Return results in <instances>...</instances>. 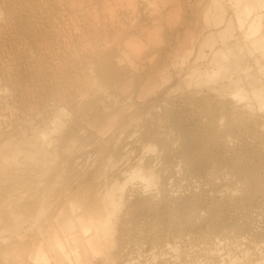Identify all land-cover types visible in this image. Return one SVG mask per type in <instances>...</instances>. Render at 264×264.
<instances>
[{
  "label": "bare ground",
  "instance_id": "6f19581e",
  "mask_svg": "<svg viewBox=\"0 0 264 264\" xmlns=\"http://www.w3.org/2000/svg\"><path fill=\"white\" fill-rule=\"evenodd\" d=\"M231 1L239 6V12L248 20L245 24V20L238 16L239 28L246 31L244 39L251 41V45L261 52L260 57L264 59V33L261 37L258 36L262 31L261 13L264 12V0H243L242 3L239 0ZM168 2L169 0H0V185H8L18 190L23 184L29 183L30 188L27 190L30 191L31 208L38 218L48 199L41 191L42 177L60 174L65 161L57 162L56 158L69 150L76 139L92 138V143L89 144L91 154L95 156L94 160L82 181L76 184L77 189H86L84 204L76 206L69 198L68 204H62L53 211L52 219H55L60 210H64L61 219L56 218L52 222L54 229L48 239V245L55 256L54 264H73V256L76 257L75 264H93L94 259L89 257H97L110 242L117 216L128 198L132 194L134 196L135 192L130 196L126 194L134 181L141 184L138 189H134L138 198L147 193V199L142 204H151L152 208L159 210L160 204L165 201L169 204L177 203L178 200L172 199L174 194L170 195L165 191L166 179L159 177L167 171L168 167L164 166L168 154L160 156L155 146L148 143L155 137L159 138L158 129L164 123L174 128L182 125L191 128L193 119L185 120L183 113L193 103L197 106L193 107L192 112L197 109L199 112L191 118L197 117L205 129H212L216 123L224 121L222 129L225 132L224 140L220 141L215 137L208 144H204L193 133L181 138L184 156L182 166L185 169L183 182L197 189L193 195L197 198L194 203L197 204V211L194 212L198 218L208 216L210 205L216 204L217 199L221 198L220 196L216 199L210 192L221 182L225 188L223 194L234 196V204L238 206L228 212L229 214L227 211L230 210L220 213L228 214L226 218H209L210 227L206 226L204 232L195 234L183 230L184 237H189L188 246L174 244L176 237L172 245L164 246V251L179 256V261L173 259L174 264H264V205L256 206L257 208L246 206L252 205L257 194L259 195L264 179L263 175L260 176L262 172L264 174L263 92L252 90L249 95H245L242 90L237 89L227 94L216 88H208L187 96L181 94L178 105L168 104L164 108L158 106L163 113L153 117L154 122L148 116L157 107L153 106L145 111L143 105L146 99H143L142 94H138L135 99V93L126 94L128 82L143 84L152 80L160 69L154 67L143 73L142 61L152 58L155 52H150L147 45L134 37L158 29L160 13L167 9ZM212 3L215 9L222 11L217 0H212ZM140 14L146 15L143 23L135 27L136 29H129L126 26L127 16ZM129 38L134 39L128 43ZM180 48L186 56L191 54V47ZM203 53L199 51V59L204 56ZM124 55L131 58L126 65L123 64ZM212 56L207 65L216 66L218 61L225 58V54L219 51ZM203 59L205 60V56ZM227 67L230 71H235L238 64L232 60ZM219 73L220 69H195L188 80L197 76L209 84ZM174 74L176 72L173 76ZM228 79L227 85L232 82L230 77ZM249 79L248 86L258 83L256 78ZM213 98L219 101L236 100L242 104L241 114L233 117L217 105L212 107L210 102ZM244 114L253 115L256 119V134L251 125L243 121ZM221 133L220 131L219 134ZM116 136L121 140L120 145L110 150L109 141ZM103 141H106V148L104 155H101L99 145ZM205 146L207 149L211 147L210 150L197 152V149ZM156 152L158 155L155 158L144 159L147 153ZM255 158L258 163L254 162ZM99 177V181L104 184L102 189L91 186ZM181 190L184 189L181 187ZM0 192V198L4 195L2 201L7 204L14 201L19 203L25 197L20 195L11 198L10 192L5 189H0ZM156 197L158 201L155 202ZM135 206L129 207L127 215H133L131 213ZM170 212L173 210H169ZM10 218L15 221L16 213H12ZM141 233L137 232L136 235L140 236ZM149 240L150 237H145L131 244L127 242L125 247L117 251L124 258L130 257L122 264H135L146 252L148 255L144 257L149 256L152 260L157 258V254L154 257L152 249L144 251ZM152 244L148 243L149 246ZM44 251L36 250L30 257V264H52ZM111 257L112 254L107 252L96 264H107ZM25 259L28 257H20L15 262L23 263ZM175 259L178 260V257Z\"/></svg>",
  "mask_w": 264,
  "mask_h": 264
},
{
  "label": "rangeland",
  "instance_id": "374dc122",
  "mask_svg": "<svg viewBox=\"0 0 264 264\" xmlns=\"http://www.w3.org/2000/svg\"><path fill=\"white\" fill-rule=\"evenodd\" d=\"M217 1L219 3L220 7L222 8V11L217 10L213 7L212 0H169L167 9H168V11L169 10L170 11L168 12L166 9L160 13L161 17H160V24L158 26V29L147 32L148 34L144 33L143 35H138V36L134 37V38H136L135 40H139L143 44L147 45L150 48V52H155V54H154L155 56L153 55V57L151 56L152 58H148V59H145L142 61L143 65H144L143 73L148 72L150 69H152L154 67H157L158 69L160 68L159 71L156 72V75H155L156 77L154 76L152 78V80L150 79V80L144 82L143 84H139L136 81H131V82H128L126 84V94L135 93L134 99L138 97V94L139 95L142 94L144 96L143 99H146L145 103L143 105V108L145 111L149 110L153 106L155 108L157 107V109H155L152 113H150V116H148V118L150 117L149 119H153V117L159 116L160 114L163 113L161 109L160 110L158 109V106L164 108V107L169 106L168 104L178 105L177 102H178L179 95L183 94L184 96H187L189 93H197V92H201L203 90L206 91L208 88H214V89L216 88V90L223 91L227 94H230V93L236 91L237 89L242 90L245 95H249V93L252 90H257L259 92L262 91L264 94V59H262L260 57L261 52L251 45V41H247L244 39L246 31L243 28H242L243 30L240 29L239 25H238V16H240L241 20H245L244 15H242V13L239 12V10H240L239 6L235 5L231 0H217ZM242 2H243V0H239V3H242ZM203 12H204V14H203ZM142 15H143V19H142ZM142 15L141 14L140 15H134L131 17L127 16L126 26L131 30L136 29L135 27H138L140 25V23H143L142 21L146 17V15H144V14H142ZM261 17H262V31H260L258 33V36H260V37L264 33V22H263L264 21V18H263L264 12L261 13ZM132 19L134 20L133 23H132ZM129 21L132 24L129 23ZM247 22H248V20L246 19L244 23L246 24ZM198 31H199V34H198ZM151 34H153L154 36L153 35L151 36ZM238 34H240V35H238ZM150 37H151V39H150ZM197 37H198V39H197ZM134 38H132V39H134ZM229 38H231L232 41ZM132 39L129 38L128 43L130 41H133ZM193 40H195V41H193ZM149 41H150V43H149ZM113 42L116 43L115 41H113ZM180 46L191 47V49H192L191 54L186 56L185 53L180 48ZM200 50L204 52L203 55L205 56V60L203 59L204 56L200 57V59L198 58ZM217 51L223 52L225 54L224 60L218 61V64L216 66L207 65V61H209L213 57L212 55ZM210 54H212V55H210ZM128 55H129V53H128ZM175 56H176V58H175ZM123 58H124L123 64L126 65V64H128V62L130 63V59H131L130 57L128 58L124 55ZM149 59H151V60H149ZM218 60H219V57H218ZM232 60H235L238 64V67L235 71H230V69L227 67L228 63L231 62ZM244 60L245 61L247 60V61L245 62ZM148 61H151V62H148ZM200 64H201V66H200ZM195 69H199L200 71H204L205 69H208L209 71L215 69L218 71L220 69V73L216 77L213 78L212 82H210L209 84H206V83H204L205 81L203 79H201L197 76H193L190 80H188V77L190 76L191 72ZM256 70L259 73H257ZM174 72H176V75L174 74V76H173ZM186 72H187V74H185ZM229 77H230V80L232 82L229 85H227ZM249 78L258 79V83H256V85H253V86H248L247 83L250 80ZM153 80L155 82H153ZM196 81L198 83H196ZM193 82H194V84H193ZM196 84L198 85V87H196ZM140 88L143 90H140ZM193 88H195V89H193ZM162 92H163V94H162ZM167 92H169L171 94H167ZM173 92H174V94H172ZM154 100H155V102H154ZM172 101L174 102V104ZM218 101H219L218 99L213 98V100L210 102V105H212V107L214 105L215 106L217 105V107L219 106V108L226 110L233 117H236V115L241 114L240 110H241L242 104H240L236 100L227 99L225 101H219V102ZM227 101H228V103H227ZM221 103H223V104H221ZM195 106H197V104L195 103V105H194V103H193V105L191 107H187L188 109L186 108L185 112L183 113V115H185V120L189 119L188 121H190L191 119H193L191 121L193 123V125H192L193 128L191 127L192 129L189 126H183V125L180 126L181 128L180 127L174 128L172 126H169L167 123H164V126L161 125V127L158 129L159 134H160L159 138L155 137L152 140H150V142L148 143V145L151 143V146H153V147L155 146V149H157L156 151L158 153L160 152V154H161L160 156H164L165 153H166V155L168 154V157L165 159V161H167L166 162L167 166L166 165L164 166L166 168L168 167L167 171L164 174L161 173L160 174L161 176H159V177L166 179L164 184L167 185L168 187L165 186V191L170 195L174 194V196H173L174 198H172V199L173 200L175 199L178 201H179V199H182V200L179 201V204H177L178 201L176 204H169L167 201H165L163 204H160L162 207L159 205L160 206L158 208L159 210H157V209L155 210L154 208H152L151 204H146V203L142 204L143 200L147 199V193L143 194L142 197H144V198L139 196V198H140L139 199L137 197L136 191H134V189L136 190L135 187H137V189H138L140 187L139 185H141V184H139L138 181H134L132 183V186H134V188H131L132 187L131 186V187H129V189H127L128 192L126 191V194L128 193L127 195H129V196L135 192L134 196H132L133 195L132 194L130 196L131 198L130 197L128 198V200L124 204L122 211L117 216L116 222H115V229L113 230L112 235L110 237V242L105 247H103V249L101 251L102 253L100 252L97 257H95V258L89 257L91 260L94 259V260H92L93 264H96L99 260H101L102 257H104V254L107 252L109 254H112V257L109 259L107 264H122V262H124L126 259H129L130 257L124 258L122 255H118L117 251L120 250L122 247H125L128 243L131 244V243L135 242L136 240H138V239L140 240V239H143L145 237H148V238L150 237L151 241L149 240V242H146L147 246H145V247H147V248H145L144 251L148 250V249H152V253L154 254V257H156L155 254H157V258H153V260H152L149 258V256L144 257V256L148 255V252H146V253L142 254L143 256L140 258L141 260L136 261L135 264H138V263H140V264H168V262H169V264H174L172 262L174 260L177 262V261H179L180 258L178 255H175V254L171 255V254L165 253L164 246L166 244L172 245L174 243V239H176V237H177V240H175L174 244L177 245L179 243V245H177V246H181V245L182 246L183 245L188 246L189 239L187 240V238H189V237L188 236L187 237L185 236L186 238L184 237L185 231L186 232L190 231V233H195V234L204 232V230H206L207 227H210V220L211 219H209V218H214V217L220 218L221 216H222L221 218H226L228 216V214L238 206V205L234 204L235 203V197L234 196H225L223 194V190L225 188L223 187L224 183L221 182V183L217 184V186H215V188H213L210 192L211 196H216V199L220 198V196H221V198L219 200L217 199L216 204L214 203V204L210 205V208L208 209L209 210L208 216H205V217L203 216V218H204L203 219V218H198V216L195 214V212L197 211L195 209L197 204H194V203L196 202L197 198L195 199V197H193V195H195L194 193L197 191V189L194 188V186H191V185L189 186L188 184H186V182H183V181H185L184 180L185 169L182 166L184 156L182 155L183 154V147H182L183 143H182L181 138H182V136L187 135L188 133H193V134L197 135L198 138L202 139V142L203 143L205 142L206 144H208V142L211 141L212 139H215V137L217 139H219L220 141L224 140V138H225V132L222 129L224 121H222V122L219 121L218 123L215 124L214 127H212V129H205L202 121H198L197 117L191 118L192 116L198 114V112H199L198 109L196 111L193 110V112H192V109ZM192 113H193V115H192ZM242 119L244 122H248L251 125L253 131L256 134L258 131V128L255 126L256 119L254 118V116L244 114V115H242ZM154 121H155V119H153V122ZM176 124L177 123H175V126H176ZM207 130H209V131H207ZM211 131H213V132H211ZM220 131L222 132L221 134H219ZM183 132H185V133H183ZM160 138H163V139L160 140ZM161 141H162V143H161ZM120 142H121V140L118 138V136H116L115 138H113V140L109 141V144H108L109 149L112 150L115 146H119ZM89 143L90 144L92 143V138H90V139H85V138L76 139L75 142L73 144H71V146L68 148L69 150H66L62 154H59L58 157L56 158L57 162L60 160L65 161L64 168L60 172V174L58 173L55 176H50V177L48 176V178H47V176L42 177L43 182L41 185V191L43 192L44 195L46 194L48 199H47L46 205H43V207L41 209V214H40V216H38V218L35 216L36 215L35 211L32 210V208H31L32 204H30L31 202H30V196H29L30 191L27 190L30 188L29 183L23 184V187H21L22 190H21V188H19L18 189L19 191L15 187H11V186L4 185V184L0 185V189H5L7 192H10L9 195H11V198L12 197L17 198L20 195L25 196L19 203H16L14 201V202H11L10 204L3 203L2 200L5 197L4 195H2V197L0 198V200H1V202H0V214H1L0 217L2 215L5 216V217L0 218V230H1V232H0V264H30V262H29L30 257L38 249H42L43 251L45 250L44 252L50 258L51 263L54 264L53 259L55 256L52 253V250L50 249V247L48 245V239L50 238L51 232L54 229V224L52 226V222H54L56 220V218L61 219L62 215L64 214V210H62V211L60 210L58 217H56L55 219H52L53 211L57 207L61 206L62 204H68L67 200L69 198H71V202L76 206L78 204H84V202L86 200V192H85L86 189L85 188L77 189L76 184L78 182L82 181L83 175L87 172V170L91 166V163L95 157L94 155L92 156V154H91L92 149H90ZM159 144H161V146ZM163 145H165L164 146L165 148L163 147ZM167 145H168V147H167ZM105 148H106V141H103L99 145V151H100L99 154L104 155ZM161 148H163L164 151H162ZM210 148L208 147V149H207L205 146V147L199 148L200 151H199V149H197V152H202L203 150L204 151L210 150ZM156 153H147V155H144L145 156L144 159L146 160L147 158L148 159L155 158V156L158 155V153L157 154ZM151 155H153V156H151ZM86 156H88V158H86ZM256 160L257 159L255 158L254 162L258 163V160L257 161ZM74 161H76V162H74ZM78 161L80 163H78ZM168 164H169V166L170 165L171 166L169 167ZM175 166H177V167H175ZM74 167H76V168H74ZM78 168H80V169H78ZM262 175L264 176L263 172L260 174V176H262ZM100 179H101L100 177L98 179H96L94 181V183L91 184V186L93 185V186H96L97 188L100 187L101 189L104 188L103 187L104 184H102L99 181ZM263 182H264V179H263ZM263 182L260 186L262 191L260 189L259 195L257 194V197H255V199L252 203L253 206L251 204H247V205L245 204L246 206L257 208L256 206L261 207L262 205H264L263 204L264 203V188H263L264 186L262 187V185L264 184ZM221 184H223V185L221 186ZM219 186H220V188H219ZM181 187L184 190H181ZM130 189H131V191H130ZM219 192H220V195H219ZM1 193L2 192H0V194ZM260 193H262V194H260ZM176 198H178V199H176ZM130 199H132V200H130ZM134 199H135V201H134ZM155 199H154L155 202L158 201L157 197ZM139 200H141V201H139ZM129 202H131V203H129ZM137 202L139 204H133V203H137ZM217 203H219V204H217ZM15 204H16V206H15ZM56 204H57V206H56ZM132 204L136 205V206L134 208V212L131 213V214H133V215H131L132 216L131 217V216L127 215L126 212L129 209V207L133 206ZM173 207L175 209H173ZM177 208H178V210H177ZM7 209H9V210H7ZM169 210H171V211L173 210V212L169 213ZM226 210H230V211H227V213L229 212L228 214H225V215L220 214V213H226ZM11 211H13L12 213H16V220L15 221H13V219L10 218L12 215ZM17 212H18V214H17ZM157 212L159 215L157 214ZM164 213H167V214H164ZM148 214H150V215H148ZM179 214H181V215H179ZM218 214H220V215H218ZM49 215H51V216H49ZM160 215L164 219L162 217H160ZM211 215H213V216H211ZM156 216H157V218H156ZM160 218H162V219H160ZM19 219H20V221H19ZM42 219H43V221H42ZM160 221H162V222H160ZM194 221L197 223H195ZM136 223L139 225H137ZM4 224H6L7 226ZM19 224H21V226ZM17 225L19 228H17ZM169 226H171V227H169ZM166 227H168V228H166ZM181 228H182V230H181ZM137 230H139V231H137ZM148 230H150L151 233ZM183 230H185V231H183ZM38 231H39V234H38ZM3 232H5V233H3ZM127 232H128V235H127ZM135 232L136 233L142 232V233L140 236H137ZM153 232H155V233H153ZM176 232L178 233V235ZM1 233H3V234H1ZM144 235H147V236H144ZM179 237H180V239H179ZM152 239H154V241ZM151 242L154 245L152 244L151 246H149L151 244ZM148 243H149V245H148ZM180 243H182V244L180 245ZM13 246L15 248H13ZM29 248H31V249H29ZM69 249L70 248H68V250ZM164 254H166L168 257L166 255L164 256ZM50 255H51V257H50ZM174 255H175V257H173ZM26 256L28 257V259H25L23 263L15 262V260H17L18 258H20V257L26 258ZM170 257H172V258H170ZM177 257H178V260L175 259ZM146 258H148V260ZM171 259H172V261H171ZM72 260H73V264H75L76 257L73 256Z\"/></svg>",
  "mask_w": 264,
  "mask_h": 264
}]
</instances>
